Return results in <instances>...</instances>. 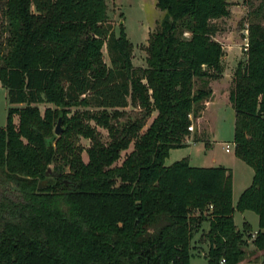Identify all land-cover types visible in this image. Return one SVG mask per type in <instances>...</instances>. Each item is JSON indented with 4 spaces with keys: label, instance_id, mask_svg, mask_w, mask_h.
<instances>
[{
    "label": "trees",
    "instance_id": "1",
    "mask_svg": "<svg viewBox=\"0 0 264 264\" xmlns=\"http://www.w3.org/2000/svg\"><path fill=\"white\" fill-rule=\"evenodd\" d=\"M155 4L164 14L141 66L105 0H0V82L10 104L0 125V264H190L205 220V264H237L250 228L239 229L233 212L245 209L258 215L251 242L264 249V7L250 12L246 60L229 92L234 152L253 169L233 205L230 167L188 156L164 163L212 93L194 89V78L222 74L212 19L229 14V0ZM42 102L54 107L41 110ZM130 104L141 114L117 123ZM50 165L53 176L39 186Z\"/></svg>",
    "mask_w": 264,
    "mask_h": 264
},
{
    "label": "rangeland",
    "instance_id": "2",
    "mask_svg": "<svg viewBox=\"0 0 264 264\" xmlns=\"http://www.w3.org/2000/svg\"><path fill=\"white\" fill-rule=\"evenodd\" d=\"M108 5L109 19L113 24L115 32H118L119 24L122 21L125 27L128 38L133 44L132 61L135 65H146V45L148 36L151 31L159 27V21L164 14V10L158 8L155 4L156 0H105ZM259 5L264 7V0H229V14L219 18L212 19L217 29L214 33V38L219 40L223 46L224 54L221 59L222 74L219 77L201 78L195 77L193 88L199 86H207L211 88L212 93L198 103L196 114L189 113L191 118L190 124L193 128L189 129V134L184 135L183 141L185 145L171 147L168 155L164 159L165 164L179 159L183 156H188V161L191 164L212 165L225 163L233 165L236 171V178L242 176L238 165L234 162H241L250 170L252 167L244 160L239 158L234 152L233 130H234V108L229 100V92L234 84V73L238 65H243L246 60V53L243 48L246 42L245 35L247 34L246 26L250 18L251 10ZM264 22V17L262 18ZM188 35V33H185ZM1 39V36H0ZM103 56L107 63L110 62L106 45H103ZM214 90V92H213ZM10 104L6 99V89L0 82V125L6 123L7 108ZM21 105V104H15ZM41 110L45 106L54 107L50 102L38 103ZM81 108V107H78ZM89 108L94 109L93 106ZM75 109L72 107L71 110ZM124 114L118 117L117 123H122L128 119H133L141 114L138 107L128 105L124 108ZM152 114L146 118L145 128L152 117ZM14 121H17V114L13 115ZM115 120V119H114ZM94 124V121H91ZM57 121L55 122L56 125ZM61 126L63 124L61 123ZM103 140H108L109 135L105 127L96 125ZM199 137L193 140L192 135ZM78 141L83 145L89 144V139L79 137ZM187 142V143H186ZM208 142V143H206ZM226 143H229L230 150H225ZM132 148V143L129 148L121 151V157L117 160L118 163L122 160L124 153ZM84 159L87 158L85 151L82 152ZM52 165L46 172V178L42 179L46 184L48 179L53 176ZM254 222L257 214L253 210H245L244 213L235 210L234 219L237 227L243 229V216ZM206 221V220H205ZM203 221L197 232L191 238L190 244V264H205L208 250V240L204 233L208 229V223ZM250 234V237L247 235ZM255 231H244V236L247 239L245 246V255L237 264H264V249H258L251 242Z\"/></svg>",
    "mask_w": 264,
    "mask_h": 264
},
{
    "label": "crops",
    "instance_id": "3",
    "mask_svg": "<svg viewBox=\"0 0 264 264\" xmlns=\"http://www.w3.org/2000/svg\"><path fill=\"white\" fill-rule=\"evenodd\" d=\"M213 92H214V90H213ZM192 138H194V134L192 135ZM233 143H234V141H233ZM229 150H226V151H229ZM237 161H239V160H235L234 162L238 165V167L240 168V171L243 173L242 176H239L237 178H236V171H235V168H234L233 165H228V164H225V163H218V164H223V165L228 166V167L231 168V171H232V202H233V205H235L240 192L247 185L250 184L251 179H252V175H253V169L250 170L247 166H244L243 164H241V162H237ZM189 163H190V161H189ZM218 164H212V165H218ZM192 165H199V164H192ZM245 210H248V209H245ZM245 210H243L242 213H244ZM234 214H235V211L233 212V220H234V223H235ZM242 216L244 217L243 221H242V226H241L242 228H243L244 222H247L249 224V228H250L249 231H256L258 229V215H257V218L254 220V222H252L251 220L246 218L244 214ZM205 222H207L208 226H209V221L206 220ZM235 225L237 226L236 223H235Z\"/></svg>",
    "mask_w": 264,
    "mask_h": 264
},
{
    "label": "water",
    "instance_id": "4",
    "mask_svg": "<svg viewBox=\"0 0 264 264\" xmlns=\"http://www.w3.org/2000/svg\"><path fill=\"white\" fill-rule=\"evenodd\" d=\"M61 130H62V126H61V117H59L58 120H57V123H56V125H55V129H54V131H55L56 134H59V133L61 132ZM43 181H44V180H41V181L38 183V185H39V186L44 185L45 183H44Z\"/></svg>",
    "mask_w": 264,
    "mask_h": 264
},
{
    "label": "built area",
    "instance_id": "5",
    "mask_svg": "<svg viewBox=\"0 0 264 264\" xmlns=\"http://www.w3.org/2000/svg\"><path fill=\"white\" fill-rule=\"evenodd\" d=\"M246 30H247V29H246ZM245 38H246V42H244V46H243L244 50L247 48V44H248V43H247V37L245 36ZM192 128H193V125H192V124H189V125H188V129L191 130ZM225 149H226V150H229V149H230V145H229V143L226 144ZM223 260H224V259H222L221 261H223Z\"/></svg>",
    "mask_w": 264,
    "mask_h": 264
}]
</instances>
